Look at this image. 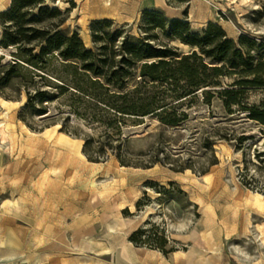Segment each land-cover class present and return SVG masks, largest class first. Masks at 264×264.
Returning a JSON list of instances; mask_svg holds the SVG:
<instances>
[{
    "label": "rangeland",
    "instance_id": "1",
    "mask_svg": "<svg viewBox=\"0 0 264 264\" xmlns=\"http://www.w3.org/2000/svg\"><path fill=\"white\" fill-rule=\"evenodd\" d=\"M41 6L59 14L27 26L59 25L56 31L78 33L96 53L109 44L108 34L121 32L115 48L130 35L142 38L143 13L156 10L169 22H188L199 37L210 24L236 45L245 35L256 41L255 63L264 61V0H43ZM27 11V20L38 13L34 6ZM100 20L110 24L94 28ZM169 22L165 31L153 30V44L177 47L181 55L200 51L170 38ZM11 24L0 19V127L6 133H0V264H113L114 256L116 264H128L117 245L131 256L130 236L138 229L143 241L160 245L163 238L162 247L181 257L196 247L204 264L215 256L226 264H264V124L248 117L249 110L264 109V89L245 90L243 108L227 109L219 93L239 89L241 78L223 75L194 99H165L178 103L174 125L156 116L120 118L118 107H139L162 86L142 83L140 66L121 89L58 58L36 69L23 61L28 53L23 58L15 46L1 45ZM14 61L22 67L8 79ZM59 86L70 91L60 96ZM27 89L59 99L44 104L47 115L28 110L21 116ZM88 137L107 145L98 160L83 153ZM117 153L143 166H122ZM152 157L158 162L145 168ZM153 255L136 256L157 264Z\"/></svg>",
    "mask_w": 264,
    "mask_h": 264
},
{
    "label": "trees",
    "instance_id": "2",
    "mask_svg": "<svg viewBox=\"0 0 264 264\" xmlns=\"http://www.w3.org/2000/svg\"><path fill=\"white\" fill-rule=\"evenodd\" d=\"M43 0H12L11 7L0 13V19L9 21L11 25L5 28L2 36L1 45L5 48L15 46L21 57L28 53L29 59L23 61L28 65L43 70L52 58H58L61 62L80 67L83 71L90 73L99 83L103 79L108 85L121 89L125 80L133 75L140 66V77L142 83H150L162 86L160 93L147 96L138 107L136 103L129 107H118L117 112L123 115L161 118V122L167 125H174L178 121L172 116L176 113V104H165V99L171 97L177 100L194 99L202 87H211L217 83V79L223 75L238 76L241 79L235 82L236 88L223 90L219 95L227 109L233 107L243 108V93L250 88L264 89V61L258 60L255 63V57L252 54V47L256 41L241 35L238 45L232 39L225 38L223 31L210 24L204 32V36L192 33L189 23L180 19L169 20L160 12L146 10L143 13L142 31L144 36L137 38L129 36L119 48H115V42L118 41L121 32L114 35L108 34L111 38L108 45L100 47V52L96 53L88 49L78 33L67 36L55 28L59 25L53 23L48 27L27 26L31 23H40L43 19H53L59 14L56 9H49L47 6H41ZM31 6L38 9L37 15L27 20L30 15L27 11ZM172 27L170 38H176L182 43L191 47L199 48L200 51H193L191 54L181 55L179 48L171 47L168 44H153L157 35L152 32L155 29L165 31L166 25ZM109 21H95L93 27H103L109 25ZM99 35L94 33L95 43L99 41ZM38 50V51H37ZM111 50L110 53L107 51ZM120 55V61H116V56ZM209 58L211 63H207L204 58ZM11 70L7 75L8 79L17 67H22L21 62L14 61L10 64ZM34 77L44 78L45 75L34 74ZM28 101L21 116L26 111L37 113V115H47L48 109L44 105L50 104L59 99L57 93L27 89ZM57 91L60 96L66 95L70 88L68 86H59ZM121 96V95H117ZM181 101V102H182ZM40 106V108L38 107ZM249 119L264 124V109L253 108L249 110ZM64 129V128H62ZM107 139L113 141L108 135ZM115 141V140H114ZM106 144L98 142L91 137L85 139L83 153L91 160H98L104 156ZM110 149L114 151L113 145L108 143ZM118 150H120L118 148ZM117 158L122 166H143L134 164L117 153ZM158 157H152L145 168L153 167L158 162ZM143 229H138L130 236V241L136 247H150L159 250L164 255H169L174 250L166 251L163 246L164 239L161 238L160 245L150 244L141 239Z\"/></svg>",
    "mask_w": 264,
    "mask_h": 264
},
{
    "label": "crops",
    "instance_id": "3",
    "mask_svg": "<svg viewBox=\"0 0 264 264\" xmlns=\"http://www.w3.org/2000/svg\"><path fill=\"white\" fill-rule=\"evenodd\" d=\"M132 244V243H131ZM114 245H117V244H114ZM120 249V254H121V257L126 261L128 262V264H153L151 263L148 258H138V254L140 253H143V252H152L154 255V258L156 259L157 261V264H204L202 263L203 260H201L200 258L203 257V259H205V257L203 256V254L200 255V251L194 247V248H191V250H194L195 253L193 254L192 251H185L187 252V256L186 257H181L177 254V251L173 252L169 257H166L164 256L161 252H158V251H154V250H146L145 248H142V247H136L132 244V247L129 246V253H133L131 256L129 255V257L127 255H125L122 251H121V245H117ZM139 248V249H137ZM198 252H199V255H198ZM198 256V257H197ZM139 257H142V256H139ZM196 257V258H195ZM113 264H116V258L114 256L113 258ZM214 259V262L213 264H226V263H223L221 261V259L219 260V256H215L213 257ZM94 264H96V261H94ZM118 264H121V263H118Z\"/></svg>",
    "mask_w": 264,
    "mask_h": 264
},
{
    "label": "bare ground",
    "instance_id": "4",
    "mask_svg": "<svg viewBox=\"0 0 264 264\" xmlns=\"http://www.w3.org/2000/svg\"><path fill=\"white\" fill-rule=\"evenodd\" d=\"M11 4H12V0H5L3 4L2 3L0 4V12L7 11L11 7ZM2 124H4V123H2ZM0 133L2 134V137L1 138L5 137L6 133H5V130H4V127L3 126L0 127ZM58 172H59V170H56V174ZM253 197H255L257 200H261L263 198V196H261L260 194H252V198ZM12 204H14V203H12ZM15 205H13V206L16 207ZM202 236L205 237L204 232H202ZM179 255L183 256V253L180 252ZM46 258H47V256H46ZM78 264H87V263L86 262L79 261Z\"/></svg>",
    "mask_w": 264,
    "mask_h": 264
}]
</instances>
